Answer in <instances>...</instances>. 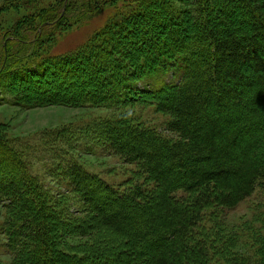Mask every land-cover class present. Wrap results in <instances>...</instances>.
I'll list each match as a JSON object with an SVG mask.
<instances>
[{"label":"trees","instance_id":"trees-1","mask_svg":"<svg viewBox=\"0 0 264 264\" xmlns=\"http://www.w3.org/2000/svg\"><path fill=\"white\" fill-rule=\"evenodd\" d=\"M15 1L30 14L0 32V104L119 108L143 96L136 100L168 116L170 136L128 120L100 123L86 138L135 168L115 185L46 142L51 178L74 201L61 225L89 240L84 253L60 247L65 229L31 171L32 152L0 139L13 264H264V234L253 235L252 255L218 249L214 260L204 226L256 196L264 228V0ZM103 9L110 17L81 46L41 54L56 33Z\"/></svg>","mask_w":264,"mask_h":264},{"label":"rangeland","instance_id":"rangeland-1","mask_svg":"<svg viewBox=\"0 0 264 264\" xmlns=\"http://www.w3.org/2000/svg\"><path fill=\"white\" fill-rule=\"evenodd\" d=\"M53 3V0H42V5ZM111 13V9H103L93 15L79 19L68 29L56 33L52 40L47 41L48 43L41 44V54L57 56L73 51L100 30ZM29 14L28 9L20 7L15 0H0V32L11 28L21 17H26L27 20ZM4 45V42L0 43V55ZM32 49H34V46L31 49L29 48V50ZM30 53L31 51L27 55ZM10 78H14V81L17 82L20 81L17 75L13 76L11 74ZM176 79V75L171 70L166 77L167 82L171 80L175 82ZM141 84L139 82L137 86H142ZM2 89H6L3 87V82L0 83V91ZM20 90V95L27 91L25 87ZM130 97L119 108L69 106L22 108L11 106L6 101L0 104V139L8 142L18 153L19 150H30L32 152V155L27 159L32 165L31 171L45 187L46 197H50L49 209L51 214L58 217L59 226L65 229V236L60 245L62 249H65L64 251L84 253L89 240L73 236L67 227L61 225L67 220L66 216L61 215V211H64L68 218L75 216L73 214L74 201L71 196L67 197V194L63 192L64 187L60 181L51 178L50 171L47 168L50 163L47 161L46 156L42 159L40 152L43 148L51 147L46 146V142H54L52 148H54V151L60 150L59 155H61V152H70L75 157L74 160L84 169L98 175L106 182L115 185L126 181L135 171V168L124 165L118 157L112 155L110 151H106L107 148L96 146V140L94 142L86 137L92 136V131L99 127L100 123V125H106L109 124L107 122L118 119L128 120L131 124L152 129L163 136H170V132L167 131L169 119L167 115L156 111L153 104H148L149 99L147 101L136 100L143 96ZM3 98L0 100H3ZM68 138L70 140L67 141ZM20 185L22 186V184ZM26 200L29 201L28 198ZM256 202V196H254L236 209L227 212L224 218L218 221L221 222L214 224V226L210 220L206 219L204 226L208 234L209 246L215 255L214 260L218 259L215 253L218 249H220V252L225 253V258L241 254L252 255L254 249L253 235L264 234V228L259 223L260 216L258 215L260 212L256 215L253 211ZM34 208L36 209V207ZM5 219L6 211L2 208L0 202V264H13L12 255L5 247L6 241L3 235ZM248 264L252 263L248 262Z\"/></svg>","mask_w":264,"mask_h":264}]
</instances>
